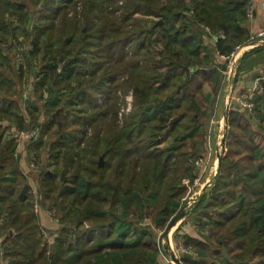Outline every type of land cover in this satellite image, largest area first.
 Returning <instances> with one entry per match:
<instances>
[{
    "label": "trees",
    "instance_id": "trees-1",
    "mask_svg": "<svg viewBox=\"0 0 264 264\" xmlns=\"http://www.w3.org/2000/svg\"><path fill=\"white\" fill-rule=\"evenodd\" d=\"M182 2L192 7L184 9L181 0H0V41L14 23L5 16L27 24L21 56L28 66L40 60L38 97L49 92L44 120L38 121L37 105L29 106L40 127L37 182L22 172L16 139L4 140L7 126L0 124L4 264H157L154 231L177 214L183 179L196 173L191 158L206 147L202 119L212 100L206 82L214 95L221 91L226 61L217 68L211 51L213 57L219 50L229 54L255 34L243 26L252 0ZM206 38L215 40L213 49ZM260 64L263 45L244 53L239 76ZM4 74L0 119L15 116L22 127L20 103ZM261 85L251 119L264 132V79ZM132 88L133 107L120 123ZM241 108L233 104L227 111L214 186L193 208L199 237L181 233L185 247L201 255H183L187 264H264V159L257 157L255 128ZM35 188L39 210H49L54 222L39 216ZM132 208L138 223L128 217ZM46 234L55 235L53 241Z\"/></svg>",
    "mask_w": 264,
    "mask_h": 264
},
{
    "label": "rangeland",
    "instance_id": "rangeland-1",
    "mask_svg": "<svg viewBox=\"0 0 264 264\" xmlns=\"http://www.w3.org/2000/svg\"><path fill=\"white\" fill-rule=\"evenodd\" d=\"M188 2V0H186ZM182 7L185 9L188 7H192V4H183L182 0ZM33 6V7H32ZM251 6V3H250ZM36 4L33 2L30 3V8H36ZM190 13V11H188ZM7 19H10L14 21L13 26L10 27L9 29V38L3 40L2 42L0 41L2 48H1V55H0V71L4 74L6 77L5 82L11 86L12 91L16 93V96L14 99H16L20 103V109H21V115L23 114L22 118V127L18 126L17 124V117H13V121H9L8 118L0 119V124L2 127L7 126L6 133H5V139L8 140L9 138H15L16 139V145H17V158L19 160V163L21 164V170L22 172H26L30 175L31 181L37 179L38 177V172L36 169L40 166L39 163H37V156L36 154L37 151L35 150V145L36 148L40 147V144H38V137H39V132H40V127L38 124H34L32 115L30 113L29 106H35L37 105L40 111V120H44L46 117V111H45V102L47 104L48 99H49V92L45 88L43 91V94L41 97L39 96V92L36 89V82H37V77L36 75L39 73V66H40V60H36L34 62V66H28L29 62L24 56H21V51H22V46L20 44V41H23L25 44H27V36H26V29H28L27 24L18 19V17H13L11 15L5 16ZM33 18L36 20L35 16L33 15ZM153 20H157L156 17ZM206 29L209 30V28L206 25ZM14 27H17L18 31L17 34L13 37L11 35L12 29ZM26 29H25V28ZM194 30H196V27H193ZM169 36V35H168ZM167 36V37H168ZM162 36L159 38L161 39ZM161 43L163 44V40H161ZM170 43V42H169ZM248 43L247 41L242 43L246 44ZM204 45V43H202ZM255 46L252 42H249L248 44L242 46V50L245 48H251ZM211 47V46H209ZM249 49H245V51H248ZM217 66H220V63L222 62V57L215 56L214 57ZM224 59V58H223ZM227 65V61H226ZM239 65L240 62H238L237 69L235 72L234 77L232 78L230 82L231 86V93L228 94L227 87L224 85L223 78L224 74L221 76V91L220 94L214 95L211 101H208L209 107H208V113L207 116L205 115L202 119V122H204V127L205 131L203 132L202 139L205 140L206 142V147L203 150V154L199 156H204V154H208L210 152L211 158H210V165L208 168V171L204 173V177L201 183H206L205 186H200V185H194L195 178L196 176L199 175L200 167L196 165V159L191 158V166L195 167L196 173L193 174V176H190L189 174L186 176L185 179H183L182 185L186 188V194L185 196L181 199V204L179 210L176 212L177 214L179 211H182L185 213L184 221L181 223V221L174 225V227L170 230L168 234H165L164 230L166 229L165 227H156L155 229V237L157 240V246L159 250V256H158V262L157 264H168V260H173L175 264H187L183 260V253H182V247L186 248L185 245L183 244V241L181 239V233L183 234L185 231L184 229L179 228L180 225H188L189 227H194L193 224H195L197 220L196 213L193 212V208L199 202L206 191V188H212L214 186V178L216 174L219 171L220 167V162H221V157H222V152H223V144L221 147L218 149V141H220L221 136H223V139L225 137L226 131H227V111L228 109L233 105V104H238L240 105L244 110H245V115L252 121L251 117L249 114V111L237 101V95L239 90L237 89V80L239 77ZM226 69V66L224 67ZM23 70V72H21ZM43 77V76H42ZM41 78V77H40ZM39 78V79H40ZM38 79V80H39ZM255 83V80H254ZM134 89H130V92L126 95L124 98L125 104L122 105V108L120 109L119 113V121L122 123L123 120V115L125 113H129L132 109V104H133V99H134ZM207 94V90L205 92ZM7 97L11 96L10 93L6 92ZM131 94V104H130V109L128 110V98ZM211 94V93H210ZM209 94V95H210ZM0 95H3V92L0 91ZM224 95L226 97H224ZM61 108V107H60ZM241 108V109H242ZM58 114V111L56 112ZM26 117V120H25ZM225 117V119H223ZM248 119V120H249ZM256 120V119H255ZM225 121V125L224 122ZM35 132L34 136H31L30 134ZM35 141L33 142V140ZM224 141V140H223ZM32 142V143H31ZM103 160V156L100 155L98 160L100 161ZM104 165L105 162H102ZM190 172V170H189ZM188 172V173H189ZM62 173L64 174L65 172L62 170ZM209 181V182H208ZM37 182V181H36ZM37 187V186H36ZM34 192V201L36 204V210L39 213V216L41 217L42 221L44 222H49V219H52L53 222L55 221V218L50 215L49 210H39V201L40 199L38 198V194L36 193V188L33 191ZM124 210V209H123ZM122 209H120V212ZM131 214L132 216L128 215V217L131 220H134L135 222H139L141 218L137 216L135 213V209H131ZM176 214V215H177ZM174 215V216H176ZM195 217V220H193L192 223V218ZM47 219V220H46ZM182 219V218H181ZM188 224H187V223ZM170 223V222H169ZM181 223V224H180ZM168 227V226H167ZM48 237H50V240L53 241L54 236H50L46 234ZM133 235H130L129 238L132 239ZM199 237V235H198ZM191 245H189L190 247ZM192 248V247H191ZM193 249V248H192ZM194 252H188V254H192L193 258H198L201 255L194 249Z\"/></svg>",
    "mask_w": 264,
    "mask_h": 264
},
{
    "label": "built area",
    "instance_id": "built-area-1",
    "mask_svg": "<svg viewBox=\"0 0 264 264\" xmlns=\"http://www.w3.org/2000/svg\"><path fill=\"white\" fill-rule=\"evenodd\" d=\"M253 6H249V9L247 11L248 13V17H252L254 15L253 13ZM227 36L224 34V33H221V38H226ZM247 42H252L254 45L255 44H264V26L257 29L255 34H253L248 40ZM246 43V44H248ZM246 44H242V43H237L235 46H233V50L231 51V53L229 54H224L222 52H220V50L218 51V55H220L222 58L225 59V61H227V65H226V69H221L222 70V74H224V78H223V83L224 85L228 86L227 87V91H228V94L231 93V86H230V82L232 80V78L234 77L235 75V72H236V69H237V65H238V62L241 58V55L243 53V51L245 49H249V48H245L242 50V46L246 45ZM261 80H262V77H256L255 79V87L254 88H247V89H244V90H240L238 92V95H237V101L239 103H241L248 111H249V114L251 117H255L256 113H257V103H256V91H257V88H260L261 85ZM130 104H131V94L128 98V110L130 109ZM225 119V117L223 118ZM224 122V125H225V121ZM31 136H34L35 135V132L31 133L30 134ZM224 136V135H223ZM223 136H221V139L220 141H218V149L219 147L222 146L223 144ZM210 158H211V155H210V152L206 155L204 154V156H199V157H196V165L200 167V170L197 169V171H199V175L196 176L195 178V182H194V185H200V186H205L204 183H201L203 180V177H204V173L208 171V168L210 165ZM209 182V181H208ZM188 252H194V249L191 248V246L189 247H186V248H183L182 247V253L184 255H188ZM168 264H175V262L173 260H168Z\"/></svg>",
    "mask_w": 264,
    "mask_h": 264
},
{
    "label": "crops",
    "instance_id": "crops-1",
    "mask_svg": "<svg viewBox=\"0 0 264 264\" xmlns=\"http://www.w3.org/2000/svg\"><path fill=\"white\" fill-rule=\"evenodd\" d=\"M252 3H253V13L254 15L252 17H248L244 22H243V26H245L249 31L250 33H255V31L261 27L264 26V0H252ZM253 35V34H252ZM208 47V49H213V47L215 46V40L213 38H206L205 41H204ZM258 45H263L264 44H255V46H258ZM255 46L249 48V50H251L252 48H255ZM213 51H211V55H212V58L214 61V55L212 54ZM246 52V51H245ZM243 51L242 55H241V58L239 60L240 64H241V59L245 53ZM213 63V62H212ZM217 65V64H216ZM215 65V66H216ZM219 66H217L218 68ZM256 74H260L259 76L257 77H262V80L264 79V65L263 64H260L256 67V70L253 71V72H244L242 73L239 77H238V80H237V89L240 91V90H244V89H247V88H251L252 85H250V81L253 79V77L256 75ZM206 90H207V97L209 99V97L212 99L213 96H214V87L212 86L211 82H206ZM211 93V94H210ZM210 94V95H209ZM224 97H226L224 95ZM264 107L261 109L263 110ZM264 110L261 112V116L264 117ZM253 122V126L255 128V133H256V138H255V141L256 143L260 145L258 151H257V157H259V160L262 161L264 159V132L263 130L259 127L261 126V124L257 121V122ZM242 156V153L239 154L238 157ZM248 157H246L247 159ZM264 171H261V174L263 175ZM186 217V216H184ZM184 217H182V219L180 220L181 223L184 221ZM47 220V219H46ZM49 221V220H48ZM179 221V222H180ZM178 222V223H179ZM180 223V224H181ZM187 223V222H186ZM193 223V221H192ZM188 224V223H187ZM194 227H189L188 225H180L179 227H182V229H184V233H189L190 235L194 236V237H198V231H197V222L195 224H193ZM2 240V238L0 237V241ZM192 257V256H191ZM0 264H4V260L2 259V255L0 254Z\"/></svg>",
    "mask_w": 264,
    "mask_h": 264
},
{
    "label": "water",
    "instance_id": "water-1",
    "mask_svg": "<svg viewBox=\"0 0 264 264\" xmlns=\"http://www.w3.org/2000/svg\"><path fill=\"white\" fill-rule=\"evenodd\" d=\"M259 75H260V74H256V75L253 77V79L250 81V85H252L251 88H254V87H255V85H254V80H255L256 77L259 76ZM58 112H59V111H58ZM100 160H101V158H100ZM184 216H185V213H183L182 211H179V213L171 219V221H170L168 227H167V228L165 229V231H164L165 234H168V233L170 232V230L174 227V225L178 224V222H179V221L181 220V218L184 217ZM224 252L226 253L227 256L229 255L227 250H224ZM186 256H187V257H188V256L191 257L192 254H188V255H186ZM239 264H249V262H243V263H239Z\"/></svg>",
    "mask_w": 264,
    "mask_h": 264
}]
</instances>
